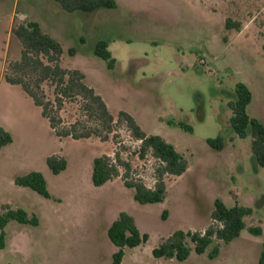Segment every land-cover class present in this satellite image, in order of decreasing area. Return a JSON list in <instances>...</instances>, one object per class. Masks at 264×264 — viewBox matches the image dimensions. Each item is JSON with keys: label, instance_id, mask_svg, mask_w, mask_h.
Segmentation results:
<instances>
[{"label": "rangeland", "instance_id": "374dc122", "mask_svg": "<svg viewBox=\"0 0 264 264\" xmlns=\"http://www.w3.org/2000/svg\"><path fill=\"white\" fill-rule=\"evenodd\" d=\"M116 2L112 10L69 13L55 0H0V127L13 136L0 151V216L24 210L39 219L38 226L9 222L0 264H112L118 249L108 229L122 212L149 235L147 243L126 249L122 264H258L264 251V168L254 159L251 130L247 138L233 130L229 104L237 85L246 84L253 93L248 113L264 125V0ZM228 19L235 24L230 29ZM29 20L61 43L62 66L83 72L116 118L129 113L188 161L182 176L164 177L163 203L136 202L134 190L124 186V169L122 177L93 185L95 158L119 151L132 166L130 181L156 186L159 164L151 153L139 158L141 143L125 123L117 124V138L106 142L61 140L23 89L5 81L8 63L20 60L23 50L13 30ZM102 42L117 61L113 70L96 55ZM44 90L52 99L54 87L45 84ZM79 114L78 103L61 112L66 123ZM218 137L224 140L220 151L208 144ZM52 156L68 163L59 175L48 167ZM31 172L44 175L51 199L16 185ZM217 199L228 207H249L253 214L239 238L220 242L216 259L209 253L218 241L183 262L153 256L175 232L204 233L211 227ZM250 227H261L263 235L254 236ZM187 243L194 249L190 238Z\"/></svg>", "mask_w": 264, "mask_h": 264}, {"label": "trees", "instance_id": "16d2710c", "mask_svg": "<svg viewBox=\"0 0 264 264\" xmlns=\"http://www.w3.org/2000/svg\"><path fill=\"white\" fill-rule=\"evenodd\" d=\"M64 11L95 12L101 9L112 10L117 8L116 0H55ZM235 26L230 19L227 20V28ZM240 29V25H238ZM13 34L22 45L20 60L11 61L7 65L4 74L5 81L13 86H19L33 100L34 104L42 111V116L49 122L50 128L59 139L72 138L73 140L90 139L93 137L103 142L114 135L117 124L123 122L128 126L134 138L141 143L138 156L144 160L149 153L157 160L159 167L157 172L159 179L154 188H149L139 180L130 181L129 173L132 170L130 163L123 161L120 152H115L114 157L103 155L95 158L93 163L92 182L95 187H102L122 177V169L125 170L124 186L134 190V199L142 205L163 203L167 196V185L164 177L172 175L182 176L189 168L188 161L177 149L159 135L145 132L135 118L127 112L121 111L116 118L108 108L107 103L95 89L86 83V75L77 69H68L62 66L64 49L59 41L45 33L39 23L29 21L13 30ZM75 56V49L69 51ZM96 55L107 62L109 69H115L116 59L108 50V45L102 42L96 49ZM1 75V64H0ZM54 87L53 98H49L44 90V85ZM236 99L229 106L233 116L231 125L240 138L249 136L248 129L253 137L252 153L258 165L264 168V125L248 113V106L253 100L250 88L239 83L235 90ZM78 103L79 117L73 123H66L61 112L66 105ZM181 127L192 132V127L181 124ZM116 142V140H115ZM13 143L10 132L0 127V151ZM118 143V141L116 142ZM208 144L215 150L224 148L222 137L209 139ZM50 170L59 175L67 169V161L64 158L52 156L47 159ZM16 185L30 188L39 195L51 199L47 181L40 172H31L26 176L18 177ZM253 214V209L236 205L228 207L217 199L212 213L214 224L204 233H192L179 230L175 232L160 247L153 250L155 258L176 259L186 261L194 251L198 255L207 252L215 241L218 243L209 253L210 259H216L221 251L220 242L228 245L239 238L247 228L245 219ZM10 221L20 224L38 226L39 219L36 216L29 217L24 210H8L0 216V250L5 248V229ZM249 232L254 236H262L261 227H250ZM111 242L118 248L113 255L112 264H122L126 249H135L149 240V235L142 233L133 216L122 212L108 230ZM190 238L194 249L187 240ZM264 264V251L259 263Z\"/></svg>", "mask_w": 264, "mask_h": 264}, {"label": "crops", "instance_id": "0c3cea01", "mask_svg": "<svg viewBox=\"0 0 264 264\" xmlns=\"http://www.w3.org/2000/svg\"><path fill=\"white\" fill-rule=\"evenodd\" d=\"M29 21H31V20H29ZM29 21H28V22H29ZM117 218H118V217H117ZM117 218H116V219H117ZM112 224H113V223H112ZM112 224H111V225H112ZM109 228H110V227H109ZM108 230H109V229H108ZM116 248H117V247H116ZM117 249H118V248H117ZM116 252H117V251H115V253H116ZM115 253H114V254H115ZM124 258H125V257H124ZM123 261H124V260H123ZM122 263H123V262H122Z\"/></svg>", "mask_w": 264, "mask_h": 264}]
</instances>
